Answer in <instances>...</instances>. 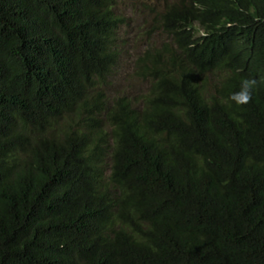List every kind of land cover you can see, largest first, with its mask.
<instances>
[{
    "label": "trees",
    "instance_id": "16d2710c",
    "mask_svg": "<svg viewBox=\"0 0 264 264\" xmlns=\"http://www.w3.org/2000/svg\"><path fill=\"white\" fill-rule=\"evenodd\" d=\"M123 1L0 0V264H264V0L165 2L109 102Z\"/></svg>",
    "mask_w": 264,
    "mask_h": 264
},
{
    "label": "rangeland",
    "instance_id": "374dc122",
    "mask_svg": "<svg viewBox=\"0 0 264 264\" xmlns=\"http://www.w3.org/2000/svg\"><path fill=\"white\" fill-rule=\"evenodd\" d=\"M170 1L158 0L157 7L148 6L149 2L132 0H125L119 5V15L124 19L118 33L121 56L106 91L109 102L121 96L139 98L146 93L148 84L135 77L136 61L147 51L160 49L168 42L161 31H153L152 26L165 2ZM135 106L138 108L140 104Z\"/></svg>",
    "mask_w": 264,
    "mask_h": 264
},
{
    "label": "clouds",
    "instance_id": "9594fccd",
    "mask_svg": "<svg viewBox=\"0 0 264 264\" xmlns=\"http://www.w3.org/2000/svg\"><path fill=\"white\" fill-rule=\"evenodd\" d=\"M255 85V79H242L239 91L231 93L229 99L237 106L247 104L252 98V91Z\"/></svg>",
    "mask_w": 264,
    "mask_h": 264
}]
</instances>
